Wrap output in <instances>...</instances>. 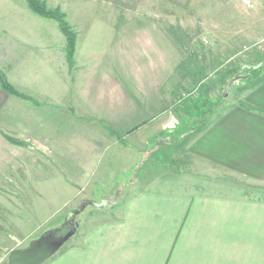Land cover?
<instances>
[{
    "label": "rangeland",
    "instance_id": "374dc122",
    "mask_svg": "<svg viewBox=\"0 0 264 264\" xmlns=\"http://www.w3.org/2000/svg\"><path fill=\"white\" fill-rule=\"evenodd\" d=\"M108 1L39 0L47 10L63 16L75 36L74 52L77 38L83 41L87 32L102 31L104 40L126 42L123 34L135 31L134 19L140 20L137 32L156 31V52L147 50L139 66L125 59L122 45L104 51L108 71L93 76L105 82L98 95L105 103L77 105L78 121L92 133L78 130L75 134V117H65L57 120V128L66 129L67 135L39 136V117L70 114L72 104L53 108L48 98L54 91L59 98L55 100L63 102L67 86L55 84L50 89L45 82L43 87L24 84L20 89L0 70V91L7 96L0 111V264H8L13 251L30 250L41 237L59 238L71 229L73 220L82 224V231L96 210L120 203L134 189L138 175L150 167L154 175L169 176L176 186L196 190L211 179L217 184L215 190L264 199L260 132L251 137V145L259 151L250 153L249 169L206 166L188 150L212 122L229 112L249 114L247 118L264 128V115L250 106L264 110V0H135L139 5L132 3V8L123 7V0ZM128 1L124 4L130 5ZM106 17L119 18L121 23L96 21ZM40 18L58 27L71 74L74 57L70 65L66 37L56 21ZM5 50L0 46V55H7ZM27 57H31L27 51H21L13 69H19ZM45 63L48 66L41 71L49 80L54 74L52 61ZM34 68H28V81ZM4 83L15 94L4 91ZM115 95L119 105H107V98ZM144 98H155V104H141V120H132L131 109ZM75 211L79 213L72 216Z\"/></svg>",
    "mask_w": 264,
    "mask_h": 264
},
{
    "label": "crops",
    "instance_id": "0c3cea01",
    "mask_svg": "<svg viewBox=\"0 0 264 264\" xmlns=\"http://www.w3.org/2000/svg\"><path fill=\"white\" fill-rule=\"evenodd\" d=\"M120 2H123V7L139 5L135 0L126 3L130 5H125V0ZM110 18L96 21L104 25L121 23L119 18ZM136 21L140 20L134 19L132 29L135 31L123 34L126 42L121 44L104 40L102 31L84 33L83 41L77 38L74 67L70 74L62 51L64 39L56 24L31 13L24 0H0V46L7 50L4 51L7 55H0V70L5 71L6 76L10 75L12 85L20 89L24 84L43 87L47 82L45 87L50 89L55 84L59 85L58 88L64 84L67 89L61 96L63 102L56 101L59 98L52 91L48 96L53 100L51 106L59 108L66 102L73 105L69 115L63 111L53 112L50 117H39V136L57 138L67 135L66 129L57 128L60 124L57 120L65 117H75L78 127L75 134L78 130L92 133L88 126L78 121L80 112L77 105L105 103V99H98L106 88L105 82H97L93 76L103 69L108 71L109 64L104 60L107 53L104 51L122 45L126 48L123 53L125 59L137 66L147 50L156 52L155 29L153 34L137 32L140 29L135 28ZM146 40L149 43H145ZM19 50L22 53L27 51L31 57L21 61L19 69H13L21 55ZM45 61H52L50 65L54 74L49 80L41 71L48 66ZM33 66L36 68L30 71L35 73L28 75V81L26 73ZM109 98L107 105H119L116 95ZM6 100L7 96L0 91V111ZM155 101V98H144L143 103H135L131 119L141 120L140 105L151 106ZM250 106L264 115L261 108ZM114 108L113 115L116 116L118 112ZM247 115L229 112L212 122L189 146V154L206 166L220 164L233 171L249 169L250 153L259 151L251 145L252 134L260 132L264 136V128L253 123ZM46 121H49V126ZM100 169L102 172L103 167ZM142 174L138 175L134 189L120 203L96 210L82 231V224L77 221V231L71 237L73 240L70 238L71 241L44 264H264V199L246 197L232 190H215L217 184L211 179L194 190L176 186L174 181H169V176L165 179L154 175L151 167Z\"/></svg>",
    "mask_w": 264,
    "mask_h": 264
},
{
    "label": "water",
    "instance_id": "95a60500",
    "mask_svg": "<svg viewBox=\"0 0 264 264\" xmlns=\"http://www.w3.org/2000/svg\"><path fill=\"white\" fill-rule=\"evenodd\" d=\"M236 79V78H235ZM233 82L231 80L226 89ZM225 97V94H223ZM79 211H75L72 216H76ZM78 222L73 220L71 229L59 238L51 239L48 236L41 237L34 242L32 248L28 251H13L9 255L8 264H44L51 259L62 246L76 233Z\"/></svg>",
    "mask_w": 264,
    "mask_h": 264
},
{
    "label": "trees",
    "instance_id": "16d2710c",
    "mask_svg": "<svg viewBox=\"0 0 264 264\" xmlns=\"http://www.w3.org/2000/svg\"><path fill=\"white\" fill-rule=\"evenodd\" d=\"M24 1L28 5V8L32 13L40 17L52 19L58 23L62 33L66 37L67 40L66 54H67L68 62L70 63V65H72L75 36L73 32L69 31L68 27L66 26V23L64 22L63 16L57 10H47L45 3L39 2V0H24ZM1 87L4 91L6 90L7 92L10 91L14 93L13 90L5 83Z\"/></svg>",
    "mask_w": 264,
    "mask_h": 264
}]
</instances>
